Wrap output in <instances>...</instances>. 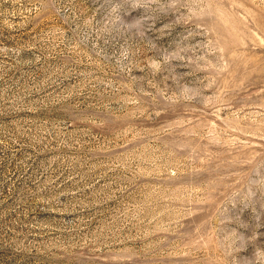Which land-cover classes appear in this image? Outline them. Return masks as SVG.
Here are the masks:
<instances>
[{"label":"rangeland","instance_id":"374dc122","mask_svg":"<svg viewBox=\"0 0 264 264\" xmlns=\"http://www.w3.org/2000/svg\"><path fill=\"white\" fill-rule=\"evenodd\" d=\"M0 264H264V0H0Z\"/></svg>","mask_w":264,"mask_h":264}]
</instances>
